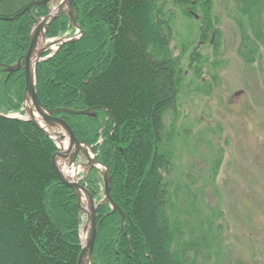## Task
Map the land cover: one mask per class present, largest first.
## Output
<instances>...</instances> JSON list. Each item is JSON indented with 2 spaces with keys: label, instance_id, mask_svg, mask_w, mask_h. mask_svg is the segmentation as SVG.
<instances>
[{
  "label": "trees",
  "instance_id": "trees-1",
  "mask_svg": "<svg viewBox=\"0 0 264 264\" xmlns=\"http://www.w3.org/2000/svg\"><path fill=\"white\" fill-rule=\"evenodd\" d=\"M40 1L0 0V264H78L83 249L79 197L52 162L57 143L31 120L12 116L26 113L27 81L24 68L8 69L24 61L36 19L50 12V4L36 6ZM73 1L82 35L51 56V50L43 53L36 89L43 106L109 168L113 200L124 212L103 202L104 176L92 167L80 179L98 204L91 264H203V240L184 238L170 212L176 129L166 116L179 112L187 78L183 53L190 49L193 66L203 58L202 45L221 52L215 0ZM232 1L238 54L251 65L264 46V0ZM179 12L201 13L200 31L196 40L176 45ZM69 30L74 26L63 14L46 35ZM221 163L215 162L212 177Z\"/></svg>",
  "mask_w": 264,
  "mask_h": 264
},
{
  "label": "rangeland",
  "instance_id": "rangeland-1",
  "mask_svg": "<svg viewBox=\"0 0 264 264\" xmlns=\"http://www.w3.org/2000/svg\"><path fill=\"white\" fill-rule=\"evenodd\" d=\"M60 2H51L49 13L57 14ZM213 11L220 21L221 52L216 56L213 48L202 45L203 58L193 66L190 49L183 53L187 78L178 99L179 112L177 117L172 112L166 116L167 124L175 122L176 129L169 208L184 238L203 240L198 256L203 264H264V46L259 60L246 64L238 54L240 34L233 1L215 0ZM200 14L178 13L173 44L198 38ZM77 31L75 26L57 37L41 35L36 52L45 47L54 50L53 39L75 36ZM210 85L212 92L207 93ZM24 109L22 116L30 117L25 105ZM43 123L56 143V137L67 134L60 124ZM57 158L72 162L71 156ZM219 159L222 163L212 177ZM72 163L80 170L76 179L80 181L88 174V157L80 153ZM99 168L103 174L104 167ZM82 205L85 246L91 227L87 196Z\"/></svg>",
  "mask_w": 264,
  "mask_h": 264
},
{
  "label": "water",
  "instance_id": "water-1",
  "mask_svg": "<svg viewBox=\"0 0 264 264\" xmlns=\"http://www.w3.org/2000/svg\"><path fill=\"white\" fill-rule=\"evenodd\" d=\"M54 0H43L40 1L36 4V6L39 5H47L50 4L51 2H53ZM65 4H67L69 6V10L67 11L65 9ZM32 7L28 8V12H31ZM68 13L71 17L72 23L80 29L81 33L82 30L80 28V26L77 24L76 21V17H75V9H74V1L73 0H61L60 5H59V10L57 14H53V15H48L45 16L43 18H38L36 19V26L32 32V36H31V44L28 50V53L25 56L24 61L20 60L17 66H12L10 67L8 70L10 71H16V70H20L22 68L25 69L26 71V81H27V85H26V96L27 94L30 95L31 100L34 104V106L36 107L37 111L40 113V115L43 117L44 122H46L48 125L51 124H60L63 128H65V130L68 132L69 136H70V142L71 145L73 146L75 143L78 145L83 144L82 142H80L78 140V138L76 137L74 130L72 129V127L62 118L60 117H55L52 115V112L47 110L43 104L40 102L39 98H38V94H37V89H36V66L37 63L41 60L42 56H43V52L46 49H42L39 52L36 53L37 50V46H38V42L39 39L41 37V35L43 37H46V31L48 30L49 26L51 25L52 22H54V20L59 17L60 15L64 14V13ZM77 37L73 36V37H69L67 39H63L61 41H59V47L64 44L67 41L70 40H75ZM34 62V75L32 73V65ZM25 107H26V102L24 103ZM59 111H64V112H70V113H77V114H87L91 111V109H86V110H71V109H67V108H62L59 109ZM13 117L16 118H25L28 120H31L35 125H37L42 131L46 132V129L44 127V125H42L40 123V121L35 118V115L33 112H30V117H25L22 116L20 114H15L13 115ZM82 149L80 147H78V149L72 154L71 152V148L68 149L67 151H62L61 149L55 154L54 158H53V166L56 170V172L58 173L59 177L61 178V180L67 184L68 186H70L71 188H73L76 193L78 194L80 203H81V207L82 210H84V206L82 205V196L80 194V191H84L87 195V199L89 202V220L91 222V227H90V234H89V238L88 241L86 243L85 246H83L82 252L79 256V261L78 264H84L85 262V258L86 255L89 254L90 256V262L92 260V255H93V250L95 247V242H96V237H97V232H98V219H97V207L98 204L96 202V200L94 199L93 195L91 194L90 190L88 189L87 186L81 184L78 180H71L65 177L62 169L58 166L56 158L57 156H62L67 158L68 156L72 157V162H75L77 159V156L81 153ZM88 160H89V166L90 168L92 167H96L100 170V168L98 167L97 164H99L100 166L104 167L105 170L103 171V176H104V185H105V196L103 199V202L105 201H109L113 211H121L124 215V212L120 209V207L114 202L112 194H111V182L112 179L110 177V171L109 168L107 166H105L103 163L97 162L95 157H91L89 155V153H86Z\"/></svg>",
  "mask_w": 264,
  "mask_h": 264
},
{
  "label": "bare ground",
  "instance_id": "bare-ground-1",
  "mask_svg": "<svg viewBox=\"0 0 264 264\" xmlns=\"http://www.w3.org/2000/svg\"><path fill=\"white\" fill-rule=\"evenodd\" d=\"M63 39V38H62ZM61 38L59 39H55L54 41L55 42H59L62 40ZM54 45V44H53ZM57 48V45H55L53 47V49H56ZM37 55V52L35 53ZM32 73L34 75V62H33V65H32ZM26 110L28 111V114L30 115V112H33L34 115H35V118H37L40 123H43L44 120H43V117L40 115V113L37 111L36 107L34 106L32 100H31V97L29 94H27L26 96ZM44 124V123H43ZM65 129V128H64ZM65 131L67 134H63L64 136L61 137H56V140H57V143L60 145V147L67 151L68 149L71 148V152L72 154L78 149V147H80L82 149L81 153L82 154H86L87 152L89 153V155L92 157V154L89 150V148L84 145V144H81V145H78V144H74L73 146L71 145V142H70V137H69V134L66 130H63ZM64 132V133H65ZM65 158V157H63ZM62 159V158H61ZM56 161H57V164L58 166L62 169L64 175L66 178L68 179H73V180H76L78 175H79V168L76 166V164L72 163V162H69V161H64L62 162L60 159L56 158ZM99 165V164H98ZM100 166V165H99ZM80 194L82 196V199L83 201L86 199V193L84 191H80ZM89 230L86 232V235L89 234L88 233ZM84 264H91L90 262V256L89 254L86 255V258H85V262Z\"/></svg>",
  "mask_w": 264,
  "mask_h": 264
}]
</instances>
